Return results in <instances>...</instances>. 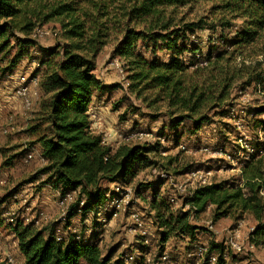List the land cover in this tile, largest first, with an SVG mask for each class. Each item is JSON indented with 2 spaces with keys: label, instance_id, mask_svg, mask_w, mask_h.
<instances>
[{
  "label": "trees",
  "instance_id": "16d2710c",
  "mask_svg": "<svg viewBox=\"0 0 264 264\" xmlns=\"http://www.w3.org/2000/svg\"><path fill=\"white\" fill-rule=\"evenodd\" d=\"M199 3L211 5L210 12L218 16L221 28H231L225 18L237 20L240 25L229 41H221V51L209 50L204 57L201 55L198 62L205 67L197 66L190 71L198 63L181 61L182 50H177L179 35L189 33L191 37L204 24L178 19L175 13L179 8ZM112 13L122 19L116 55L126 73L127 91L147 108H164L172 122L174 140L178 139L176 128L184 122L191 123L194 133L210 122L206 113L225 104L238 82L244 81V89L254 85L264 92V0H0V54L7 49L17 50L7 63L6 71L10 74L22 59H34L30 50L40 48L32 38L35 29L50 23L59 28L61 42L44 50L46 60L36 61L35 72L39 73L41 68L45 72L41 73L39 83L42 97L28 130L45 161L39 171L45 176L44 184L61 197L75 196L67 211L66 224L77 211L81 222L89 214L97 220L109 193L103 185L128 187L136 176V163L146 161L154 149L123 145L112 150L90 130L88 109L93 94L118 88L102 85L94 75L95 61L109 38L108 21ZM143 39L152 44V56L159 43L160 49L172 54L171 58L146 60L137 52L138 42ZM195 44L190 41L195 51L189 53L192 58H199ZM251 112L252 116L263 115L264 105ZM252 147L256 153L243 161L238 178L195 188L183 200V206L194 209L193 215L212 209V223L251 215L256 225L249 240L258 247L264 246V197L260 194L264 175L259 167L264 155L257 152H264V143ZM3 158L0 154V168L5 167ZM153 195L149 207L161 230L160 250L171 236H187L189 242L195 241L198 230L190 224L193 215L188 211L172 213L166 198L159 200L158 193ZM3 203L5 200L0 207ZM7 226L17 241L24 264H125L124 254L113 259L109 252L102 257L93 239L84 242L82 236L76 240V235L69 234L57 241L53 226L38 231L33 223L17 221ZM208 245L209 251L219 250V245ZM0 264L7 263L0 260Z\"/></svg>",
  "mask_w": 264,
  "mask_h": 264
},
{
  "label": "rangeland",
  "instance_id": "374dc122",
  "mask_svg": "<svg viewBox=\"0 0 264 264\" xmlns=\"http://www.w3.org/2000/svg\"><path fill=\"white\" fill-rule=\"evenodd\" d=\"M210 8V4L199 3L179 8L175 13L178 19L183 18L186 22L194 23L201 21L204 24L202 30H196L192 34L199 58L190 56L189 52L195 51V48L190 45L192 38L189 36L191 34L179 35L177 50H182L181 61L184 64L198 63L195 67L190 68V71H193L197 66L205 67V64L198 62L201 55L204 57L209 50L212 52L221 51V41H229L240 25L237 20L225 18L230 22L231 28H221L218 24V16L211 14ZM116 21L119 24H115ZM121 23L120 15L115 13L110 15L109 38L95 61L94 71L95 77L102 85L117 86L118 88L102 94L95 92L90 108L92 111L104 115L97 119L103 128L100 137L104 144L112 150L123 145H146L154 148L146 156V161L136 163V176L130 181V192L128 193V200L134 206L133 211L141 215L147 235L141 238L136 232L128 231L131 227V219L127 214H119L112 220L105 218L106 222L103 224L91 214L81 222L80 215L76 214L66 224L68 207L73 203L75 196L73 195L72 202L67 207L63 208L58 205L60 200L58 192L54 191L50 185H45V176L39 173L43 167L40 161V150L28 127L18 132L11 131L8 135L0 134V154L4 157L2 163L5 164V167L0 168V202L5 200V203L0 207L3 209L1 215L3 223L0 226V260L7 261L8 258H11L13 264H24L17 251L16 239L7 226L11 222L22 221L25 224L33 223L37 231L53 226L60 231V236L64 239L69 234L82 236L88 240L93 239L96 241L102 257L112 252L113 259H115L126 252L133 251L153 260L165 249L176 264H185V253L190 251L188 239L171 236L163 245V249L160 250L161 230L155 224V214L149 207L153 194L158 193L159 200L166 198L169 193L174 194L177 206H172V213H177L180 204H182L183 195L201 186V180H204L207 185L238 178L241 164L252 153L250 152L252 146L256 143H264V126L262 125L264 124V114L251 115L254 108L264 105V92L254 85L242 88L244 81L238 82L232 88L230 98L225 104L206 113L210 122L203 124L197 133H194L195 130L190 122H184L183 126L176 128L175 134L178 139L174 140L172 138V122L165 115L164 108L161 106L147 108L140 100L136 99L127 91L124 80L126 73L121 75L114 65L115 61H118L122 66L116 55L117 45L122 35ZM44 30L49 35L40 38L37 41L40 48L34 51L30 50L29 53L36 60L22 59L23 61L18 64V66H22L21 70L18 66L14 69L15 71L13 70L14 78L20 74H34L38 68L37 62L48 58L44 50L61 42L57 26L50 23L44 26ZM160 46L158 43L155 56H152L150 53L152 44L148 39H143L138 42L137 52L141 53L146 60L156 58L160 61H168L172 54L160 49ZM16 51V48L7 49L0 54V81L3 83L9 81L7 76L10 73L6 71L7 63ZM238 61H236L237 64ZM246 64H248L247 61ZM40 71L41 75L45 69L41 68ZM1 90L4 92V87ZM5 97L9 101L12 99L9 96ZM15 100L12 99V101ZM25 113L27 114L28 111ZM24 124L19 121L13 127H23ZM140 133L148 135L143 136L140 140L138 137ZM203 149L208 151L201 152ZM27 153L32 154V159L28 162L25 161ZM259 167L263 170L264 175V162ZM190 171H199L200 174L196 178H190L188 175ZM161 173L167 176L166 183L160 179ZM113 186L103 185L109 191L113 189ZM179 187L184 191H180ZM13 192H15L13 195L15 198L12 196L7 200V197ZM13 213H16V219L15 216H12ZM211 216L212 209H208L204 213L193 215L190 224L198 230L197 238L200 242L213 243L218 246L214 241H220L221 234L216 237L206 229L208 223L212 222ZM103 217V214H99L97 219ZM95 223L96 226H94ZM255 225L256 222L252 216L245 214L239 220H235V218L220 219L214 223V230L224 233L228 228L238 227L242 238L246 239ZM214 250H218V248ZM4 251L8 255L3 254ZM238 260H242V264H264V246L254 247L252 253H246V257H239Z\"/></svg>",
  "mask_w": 264,
  "mask_h": 264
},
{
  "label": "built area",
  "instance_id": "2783aa9c",
  "mask_svg": "<svg viewBox=\"0 0 264 264\" xmlns=\"http://www.w3.org/2000/svg\"><path fill=\"white\" fill-rule=\"evenodd\" d=\"M49 33L44 30V27L35 29L32 38L35 40H39L40 38L47 37ZM191 40L194 41V36H191ZM37 65V64H36ZM116 69L118 72L122 75L124 74L122 66L118 61H115L114 63ZM38 67V65H37ZM125 80V79H124ZM40 78L35 75H25L20 74L16 78L13 79V89H12V97L16 100H18L21 103V106L24 111H30L33 109L35 104L40 99ZM127 86V83H126ZM146 133H140L138 135L139 139L141 140L143 136H147ZM184 149L183 147H181ZM207 149L201 150V152H207ZM250 153L247 157V159L256 153V151L253 149V147L250 149ZM259 156L264 155L263 151L257 152ZM32 159V154L27 153L25 161L28 162ZM246 159V160H247ZM245 160V161H246ZM40 161L42 164H45L44 159L40 155ZM243 163V162H242ZM200 174L199 171H190L188 175L190 178H196ZM160 179H162L165 183L168 181L167 176L163 173L160 174ZM205 181L201 180V186H205ZM208 185V184H207ZM179 190L184 191L179 187ZM264 190V189H263ZM261 191V196L264 197V191ZM193 191V190H192ZM192 191L188 192L186 195H183L182 204L178 209V212L184 213L188 211L193 215L194 209H190L188 206H183V200L191 195ZM130 192L129 186L128 187H122L119 184H116L113 186V189L109 191V193L106 195V202L103 207L99 209V213L97 214V217L99 214H103L104 217L102 219H97L98 222L101 224L105 223L106 219L112 220L119 216V214H127L128 217L131 219V227L128 229L129 232H136L139 237L144 238L147 235V231L144 227V223L142 221L141 215L135 211H133V205L128 200V193ZM60 196V195H59ZM72 194H66L65 196L61 197L58 202V205L65 208L72 202ZM15 198V196H13ZM166 201L168 205L177 206V199L174 194L169 193L166 197ZM65 206V207H64ZM81 206V205H80ZM69 208V207H68ZM186 208V209H185ZM193 211V212H192ZM177 212V213H178ZM77 214H79V211H77ZM12 216H15V219L17 217L16 213H13ZM100 220V221H99ZM17 222V221H16ZM14 222V223H16ZM23 223L22 221H19ZM11 222V224H14ZM25 224V223H23ZM27 224V223H26ZM207 231L216 236L221 234L220 241L215 240L214 242L219 245V250L217 251H209V245L207 243H202L198 240V238L190 242V251L185 253L186 261H184L185 264H242V260H238V258L244 256L246 257V253H252L254 246L250 240L249 235L254 230V228L251 230V232L248 234L246 239L242 238L241 231L238 227L236 228H228L224 231V233H218L214 230V223L210 222L208 223L206 227ZM75 235V234H74ZM55 236L57 241L62 240V236H60V231L55 229ZM76 240L81 239L80 236L76 235ZM181 239H188L187 236H182ZM84 242L87 241V239L82 238ZM189 241V239H188ZM146 243V240H145ZM144 246V245H142ZM125 264H176L175 261H173L170 253L167 250H163L159 253L158 257L154 258L153 260H149L145 257V255H141L136 252L130 251L124 253L122 257ZM138 260H140L138 262ZM247 260V259H246ZM7 264H13V260L11 258H8L6 261Z\"/></svg>",
  "mask_w": 264,
  "mask_h": 264
},
{
  "label": "crops",
  "instance_id": "0c3cea01",
  "mask_svg": "<svg viewBox=\"0 0 264 264\" xmlns=\"http://www.w3.org/2000/svg\"><path fill=\"white\" fill-rule=\"evenodd\" d=\"M21 67L22 66H18V68H20V70H21ZM14 71L9 76H7L9 79L8 82L5 81L3 83L2 81H0V98H2V99H0V134L1 135H8V134H10L11 131L18 132V131H22V130L27 129L29 124H30L29 121H31V119H33L35 113L37 112L38 103L42 97V93L40 92V99L35 104L33 109L28 111L27 114L25 113L26 111H24L23 108L21 107V104L19 101H16V100L12 101V99H13L12 89H13V79H14L13 73H14ZM35 71H34V74H32V75L38 76L40 78L41 75L39 73H36ZM2 87H4V89H5L4 92L1 90ZM5 96H7V97L9 96L12 99H10V101H9L8 98H6ZM88 114L90 116V121H91V125H90L91 132L95 135L100 136V134L102 132L101 130H103V128L99 125V122L97 119L102 118L104 115L102 116V114L97 113L95 111H92L90 107L88 109ZM19 121L25 123L23 125V127H20V126L13 127ZM39 150H40V148H39ZM17 251H18V248H17ZM3 254L8 255V253H6L5 251Z\"/></svg>",
  "mask_w": 264,
  "mask_h": 264
}]
</instances>
